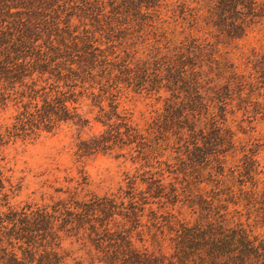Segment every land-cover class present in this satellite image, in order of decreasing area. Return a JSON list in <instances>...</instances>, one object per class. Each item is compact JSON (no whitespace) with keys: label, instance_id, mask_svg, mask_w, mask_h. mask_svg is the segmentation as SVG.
Segmentation results:
<instances>
[{"label":"trees","instance_id":"obj_1","mask_svg":"<svg viewBox=\"0 0 264 264\" xmlns=\"http://www.w3.org/2000/svg\"><path fill=\"white\" fill-rule=\"evenodd\" d=\"M263 10L264 0H0V81H12L19 102L28 100L21 109L14 103L6 134L27 120L46 126L67 119L68 102L89 99L100 108L94 99L122 90L154 94L174 130L200 138L214 159L251 162L250 184H238L232 209L221 213L222 201L205 196L204 209L190 205L196 227L181 222L173 240L203 248L198 256L207 264H264V156L245 152L256 137L231 131L219 83L228 84L238 67L232 58L245 53L237 33L247 35ZM4 188L0 170V264H64L59 230L47 216L65 221L69 202L2 210ZM80 206L86 212L95 203ZM80 218L82 224L86 217Z\"/></svg>","mask_w":264,"mask_h":264},{"label":"rangeland","instance_id":"obj_2","mask_svg":"<svg viewBox=\"0 0 264 264\" xmlns=\"http://www.w3.org/2000/svg\"><path fill=\"white\" fill-rule=\"evenodd\" d=\"M259 14L247 35L237 33L245 53L232 58L238 67L228 84L219 83L228 103L226 115L233 119L231 131L256 137L245 152L250 156L259 149L263 157L264 10ZM12 89V81H0V170L2 191L8 194L2 210L69 202L73 212L64 214L65 221L47 216L59 230L64 264L209 263L200 261L203 248L177 246L175 230L181 222L196 227L190 205L204 209L205 196L222 201L221 213L226 205L231 210L238 184H250L248 157L239 165L229 156L225 162L214 159L200 138L174 130L173 116L154 94L130 89L94 99L101 109L89 99L68 102L67 119L46 126L27 120L7 135L4 127L11 126L18 109L14 103L22 98ZM27 101L17 103L19 109ZM92 200L95 206L82 211L80 205ZM79 216L86 217L82 224ZM93 222L98 229L90 228Z\"/></svg>","mask_w":264,"mask_h":264}]
</instances>
